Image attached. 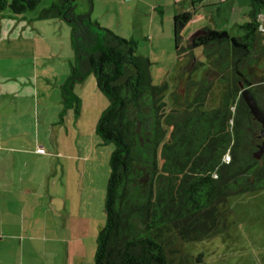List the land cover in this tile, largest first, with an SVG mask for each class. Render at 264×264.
Listing matches in <instances>:
<instances>
[{
	"label": "trees",
	"instance_id": "obj_1",
	"mask_svg": "<svg viewBox=\"0 0 264 264\" xmlns=\"http://www.w3.org/2000/svg\"><path fill=\"white\" fill-rule=\"evenodd\" d=\"M40 3L0 0V9L21 16ZM74 5L53 0L39 19H61L69 28L72 62L60 85V114L73 109L80 115L74 87L89 76L107 100L95 134L113 150L92 264H174L176 257V264H194L185 245L218 235L228 198L264 188V154L259 160L253 157L259 124L240 96L241 84L251 86L264 110L259 103L264 65L256 71L264 59V29L258 21L264 0H248L240 37L204 28L182 46L181 31L193 13L174 15L176 55H188L192 68L193 52L201 48L210 65L196 83L193 101L184 100L180 108L165 103V84H152L151 64L137 55L135 41L100 28L89 13L76 14ZM216 78L226 85L222 105L205 110L203 102ZM200 258L197 264H202Z\"/></svg>",
	"mask_w": 264,
	"mask_h": 264
},
{
	"label": "crops",
	"instance_id": "obj_2",
	"mask_svg": "<svg viewBox=\"0 0 264 264\" xmlns=\"http://www.w3.org/2000/svg\"><path fill=\"white\" fill-rule=\"evenodd\" d=\"M173 2L172 17L176 13H193L190 23L196 32L208 28L240 37L239 27L248 21L245 0ZM219 3L222 5L216 15L227 29H217L214 14L206 11ZM237 3L242 8L244 5V10L238 11ZM144 4L146 9L150 5ZM151 6L154 12L160 5ZM26 13L13 16L8 8L0 9V264H92L99 227L84 214L82 205L89 204L84 203L82 192L85 176L92 175L97 163L94 150L101 143L93 142L92 137L90 144L84 146L76 134L69 136L67 129L45 134L43 140L38 138L35 143L20 137V128H39L38 110L51 112L50 119L44 121L46 129L58 122L62 110L60 85L72 62L66 23L61 19L41 20L40 12ZM234 29L235 33H231ZM192 34L190 31L183 37L182 43ZM91 77L76 85L74 93L86 82L92 86V92L96 91ZM94 96L99 99L97 94ZM93 109L97 112L99 106L92 105ZM106 152L108 156L109 148ZM30 160L41 161L45 176L58 181L32 180L35 170ZM50 184L61 188L54 189ZM58 190L60 194H54Z\"/></svg>",
	"mask_w": 264,
	"mask_h": 264
},
{
	"label": "rangeland",
	"instance_id": "obj_3",
	"mask_svg": "<svg viewBox=\"0 0 264 264\" xmlns=\"http://www.w3.org/2000/svg\"><path fill=\"white\" fill-rule=\"evenodd\" d=\"M52 1L41 0V3L34 10L28 11L26 14H38ZM245 2V9L248 12V1L245 0ZM73 3L76 14L89 13L90 20L96 22L100 28L110 30L120 38L131 39L136 42L137 55L148 58L151 64L152 84L166 85L164 101L168 106L180 108L184 100L193 101L197 90L196 83H199L209 72L210 65L201 48L195 49L193 52L195 66L192 68L188 67L190 61L188 55H176L173 46L172 13L173 6H175L173 0H91V4L89 0H75ZM144 3L150 4L147 9L145 7L147 5ZM157 3L160 6L153 12L151 4ZM221 5L222 3H219L207 7L206 11L214 14L213 19L218 24L217 29H227L226 26L224 27L225 24L223 25L221 22V17L216 15L218 7ZM237 10H244V5L242 8V5L237 3ZM206 21L212 22L211 19H206ZM258 21L264 25V8L261 10ZM190 31L195 33L196 28L193 23L189 22L181 31L182 38H185ZM232 31L234 32H230L235 33L236 30ZM151 36L153 41H150ZM181 45L184 46L185 42ZM263 65L264 59L257 64V74ZM91 78L93 80V77ZM93 82L96 91L92 92V86L88 85L87 82L77 89L76 95L82 103L78 117L75 116L73 109H68L64 114H59L56 124L46 129L45 122L50 119L51 112H44L42 109V113H40L38 110L36 122L40 123L39 128L37 126L34 130L20 128L18 130L21 134L20 137L33 139L35 143L38 138L43 140L45 134H56L59 130L64 132L67 129L69 136L76 134L77 140H80L84 146L90 144L92 137L93 142L100 144L94 129L98 119L97 115L99 116L107 107V100L97 91L95 81L93 80ZM38 86L42 88V82L39 78ZM225 90L226 85L219 78L214 79L203 102V109L211 110L221 107ZM94 94H97L99 99L95 98ZM262 99H264V95L259 98V103L264 107V100ZM92 105L97 106V108L99 106V110L97 112L94 109L91 110ZM62 119L63 123L60 122ZM108 148L111 154L113 150L111 144H100L94 150H97L94 152L97 163L94 165L92 175L90 177L85 176L82 192L84 203L89 204L88 206L82 205L84 214L88 215L92 224L98 227L104 223V194L109 175L108 156L110 154L106 156ZM41 151L42 154L45 153L43 149ZM66 151L68 153V147ZM42 165L41 161L33 163V160H30V166L35 170L31 179L43 180L44 183L50 182V180L54 181V179L58 181V178L45 176L43 169L40 168ZM51 187L54 189L61 188L58 187V184L55 187L51 185ZM55 193L60 194V191ZM40 194L41 192L34 194V196ZM225 207L228 210V215L218 235L185 245L192 262L197 264L196 259L200 255L202 264H264V188L256 192L232 196L228 198ZM178 258L174 259V264L177 263Z\"/></svg>",
	"mask_w": 264,
	"mask_h": 264
},
{
	"label": "water",
	"instance_id": "obj_4",
	"mask_svg": "<svg viewBox=\"0 0 264 264\" xmlns=\"http://www.w3.org/2000/svg\"><path fill=\"white\" fill-rule=\"evenodd\" d=\"M240 96L245 105L247 106L252 118L260 125L261 128L259 138L262 140L261 143L258 145L256 151L253 153V157L256 160H259L264 154V110L257 104L256 98L254 97L251 91V86L241 84Z\"/></svg>",
	"mask_w": 264,
	"mask_h": 264
},
{
	"label": "flooded vegetation",
	"instance_id": "obj_5",
	"mask_svg": "<svg viewBox=\"0 0 264 264\" xmlns=\"http://www.w3.org/2000/svg\"><path fill=\"white\" fill-rule=\"evenodd\" d=\"M260 129H261V128H260V125H259V130L257 131V133H258V134H257V138H258V140H259V144L261 143V140H262V139L259 138ZM257 147H258V146H257Z\"/></svg>",
	"mask_w": 264,
	"mask_h": 264
},
{
	"label": "built area",
	"instance_id": "obj_6",
	"mask_svg": "<svg viewBox=\"0 0 264 264\" xmlns=\"http://www.w3.org/2000/svg\"><path fill=\"white\" fill-rule=\"evenodd\" d=\"M40 152H42V151L40 150ZM228 159H229V157H228V155H226V156H225V161L227 162Z\"/></svg>",
	"mask_w": 264,
	"mask_h": 264
}]
</instances>
